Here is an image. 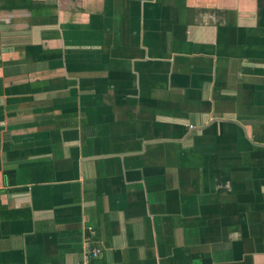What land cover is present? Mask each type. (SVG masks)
I'll list each match as a JSON object with an SVG mask.
<instances>
[{
  "label": "crops",
  "instance_id": "0c3cea01",
  "mask_svg": "<svg viewBox=\"0 0 264 264\" xmlns=\"http://www.w3.org/2000/svg\"><path fill=\"white\" fill-rule=\"evenodd\" d=\"M0 264H264V0H0Z\"/></svg>",
  "mask_w": 264,
  "mask_h": 264
}]
</instances>
